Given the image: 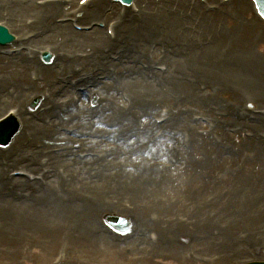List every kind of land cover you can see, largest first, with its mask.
Returning <instances> with one entry per match:
<instances>
[{"label": "bare ground", "instance_id": "obj_1", "mask_svg": "<svg viewBox=\"0 0 264 264\" xmlns=\"http://www.w3.org/2000/svg\"><path fill=\"white\" fill-rule=\"evenodd\" d=\"M37 1L39 0H0V26L6 27L10 35L14 37V47L3 51L0 49V111L4 107L11 108L7 112L6 109L2 111L0 114L3 115L0 116L3 117L9 111H13L14 117L22 121V129L13 146L0 151V194H10L4 193L3 186L7 183L14 187L31 186L24 180L9 178L10 168H16L18 165L24 171L31 173L37 172L46 175L41 173L46 171L49 176L52 175L53 179L47 180V176L45 177L43 184L45 188L38 187V197L34 196L36 201L32 202V199L30 204L22 199H17L18 202H12L6 206L0 200V209L6 210L11 215L9 218H2L12 219L13 223L18 222L6 232L3 229L2 235H8L6 238L11 241L8 243L18 244L22 247L39 242L43 245L42 254L44 256L56 243V239L62 238L65 240L83 238L89 244L110 247L112 241H109L108 237L103 236L94 227L96 221L102 215L118 213L128 217L131 223H134L131 230H134L135 225L149 224L142 209L138 210L134 205L125 202H133L132 196L136 197L135 194L139 193L142 196L138 194L137 197H143V204H146L144 210H156L158 213L159 222L157 225L159 228L151 227L160 231L161 238H158L160 240L158 245L163 242L162 236L166 238L168 229H170L169 234L172 237L166 238V240L183 237L184 234L193 232V236L194 234L199 235L198 240L195 238L193 242V237H190L188 244L193 243L180 247L184 250L183 252L180 250V253L185 264H189L192 260L200 264L228 262L226 257L230 256L229 254L225 255L226 249L219 244V238L205 236L206 228L211 227L209 225L211 217L206 221L202 218L203 214H200L197 217V223L191 229L188 228L191 217L185 218L182 223H176L178 225L176 228L178 231H176L173 224L167 221L166 214L170 207L171 209L175 208L179 202L182 206L188 200H181L184 197L178 195L175 197L177 202L170 203L167 208L158 209H156L157 203L152 201L156 184L179 187L178 181L173 182L172 177L176 173L186 172L182 166H177L171 171L160 168L159 159L161 155L165 156L168 151L174 148L173 142L169 141L167 136H165L167 138L165 143L149 142L146 145L148 149L144 156H138L133 160L132 157L136 153H142V150L136 148L132 153L130 148L143 142L142 130L153 128L150 120L145 121L138 137L130 144L126 139L129 135L130 137L134 135L131 129L134 118H136V123L138 117L143 116L145 110L148 112L147 114H150L160 104L170 108V115L174 112L183 113L185 118L186 113L183 110L185 107L212 111L208 118L216 121V129H223L222 127L227 122H232L237 127L246 126L254 131L256 136L253 140H257L256 142L244 140L240 141L239 145H242L243 150H251L253 147L257 151V159L249 167L251 172L264 171V143L257 138L260 134H264V119L258 117L254 121L249 120L244 123L234 117L235 112L240 111L241 107L233 108L231 112L220 108L224 107L225 109L226 105L237 107L238 103L264 102V78L262 76L264 74V58H254L250 49L251 47H258L260 50L264 48V27L258 24L255 26L253 21H251V25L250 22L247 23L244 6L248 5L239 2L235 9V20L224 21L230 13H204V9L196 0H161L159 5L154 0H147L146 4L139 0L141 12L138 16L130 15L133 17L130 20L131 24H126L121 20L119 34L116 35L120 38L116 43L109 44L100 30L94 29L89 33H78L70 28V23L56 24V19L68 17L65 14L68 13L67 11H72L74 1L66 4H50L49 2L44 3L43 6H39ZM104 3V0H94L89 2L85 9L77 10L81 15L80 21L100 13ZM235 4L236 2L232 8L235 7ZM167 5L170 6L166 8ZM93 6H95L94 11H89V8ZM221 24H226L230 30L220 31ZM146 42H149V45L158 43L163 46L165 49L164 60L170 66L187 68L189 64H192L190 57L191 60L194 59L197 64L195 67L196 78L201 80L205 77V85L215 86L211 88L216 94L219 92L224 98L228 97L229 99L225 103H221L218 99L214 102L209 101L208 104L205 103V107L209 108L210 105L213 107L203 109L202 100L205 95L190 90L192 89L191 85L195 86L196 84L182 83L181 78L173 74L170 69L166 74L156 71V66H163L162 57L154 55L151 61L140 63V61L146 60L142 56ZM116 45L126 49V54H123L118 62H113L110 61L109 56H106V53ZM16 48L21 49L18 54L8 53V50ZM179 49L189 51L190 57L174 60L173 57L179 53ZM156 52H159V48L156 49ZM41 54L53 58L52 67L41 65L38 62L37 57ZM157 61H161V63L155 64ZM183 61L184 64H182ZM95 68L99 69L96 73L103 72L104 75H109L108 83H98L93 88L84 89L85 94L75 93L73 89L64 88L55 79L57 74L75 76L78 70L89 69L92 72ZM109 68L113 69L112 74H109ZM31 71L38 78L34 84L28 82ZM210 72L216 78L213 79L208 75ZM175 73L179 74L176 71ZM89 74L92 73H87L84 76ZM101 75L103 74L101 73ZM227 80L233 81L236 88H230ZM113 81L115 85L112 83ZM84 85L86 84L84 83ZM81 87L83 86L77 88ZM217 87H221V89L217 90ZM225 87H229L228 90ZM117 90L119 92L116 93ZM45 94L47 98L43 97ZM145 95L151 96L150 104L145 101L147 98ZM123 98H127V104L121 101ZM38 99L40 101L43 99L42 103L45 106H42L44 111L39 112L38 117L34 119L28 114L26 107L30 101H32L30 104H33ZM89 99L96 103L94 110L87 108ZM178 101L180 102L179 106L172 105L177 104ZM64 110L68 114H65ZM222 112L227 114L225 118L221 116ZM47 118H51V120L48 119L49 122L46 124ZM126 122L128 123L126 124ZM105 125H110L111 128L108 130L104 127ZM61 130L68 131L72 136L64 134ZM193 134L197 141L195 132ZM212 135L214 139L199 138L213 152V155L217 156L219 153L228 151L224 147L225 137H228L225 132L214 131ZM116 137L120 141V146L116 144L115 150L99 158V155L106 149L102 146L104 139L108 138L113 142V138ZM98 138L100 140H97ZM39 139L42 140L41 149H37ZM50 142H52L51 146H55L61 151L55 154L48 153L46 144ZM61 142L65 148L63 145H57ZM168 142H171L172 146L170 143L167 144ZM73 145L79 146L78 151L71 148ZM127 147L129 150L126 149ZM87 153H90L88 154L90 156L94 154V157L86 158ZM127 154H131L130 157H127ZM41 155L44 156L43 158L49 159L48 166L43 169L38 162V157ZM230 160V164H234L236 158L231 156ZM123 161L127 162L126 164L130 162L131 170H126ZM62 191L67 196L63 195ZM204 192L210 191L205 187L199 192L200 196ZM111 195L113 197H110ZM200 196L195 194L187 196V198L192 204H196L199 202ZM211 197L213 198L208 199L211 206H217L216 196ZM237 203H240L246 210L248 203L252 207L262 203V207H264L262 185L256 194H251L244 181L240 187L239 200L233 198L231 202V204ZM123 205L133 213L126 212ZM250 213L247 210L246 214L250 215ZM253 215L262 216L257 212ZM262 217L264 218V214ZM224 222L230 226L224 235L228 239L226 248L231 250L232 244L235 243L236 246L239 243L234 240V229L243 228L250 222H254L253 225L256 227L261 222L263 223L261 228L264 229V220H245L241 225H237L229 212ZM248 231L253 234L257 233L256 230L249 229ZM143 242L145 240L136 239L127 245L138 249L136 247H139ZM46 245H49V248ZM192 245L193 247H191ZM192 250H195V253ZM197 251H200L201 254H197ZM210 254H217L219 259L214 260L211 255L209 262L204 261L203 257H208Z\"/></svg>", "mask_w": 264, "mask_h": 264}, {"label": "rangeland", "instance_id": "obj_2", "mask_svg": "<svg viewBox=\"0 0 264 264\" xmlns=\"http://www.w3.org/2000/svg\"><path fill=\"white\" fill-rule=\"evenodd\" d=\"M76 1L78 0H75L74 2ZM142 1L144 2L145 0ZM160 1L161 0H155L156 3L158 2L160 3ZM219 1L222 0H210V2L215 4ZM239 2L246 3L242 0H236L235 7L232 8L231 6L230 10L227 9V12L230 13V15H228L224 21L230 19L232 21L235 20V16H236L235 9L238 7ZM246 4L248 6H244V8L246 9L247 23L250 22L251 25L252 24L251 21H253L255 26H257L258 24L259 26L264 27V25L255 16V13L253 15L251 11L252 9L251 4L250 3L249 4L246 3ZM105 6H106V2L102 4L101 9ZM169 6L170 5H167L166 8H168ZM105 10L103 12H105ZM111 10L112 9H109V13L106 15L102 13L100 15L94 16L93 18H89L91 20L87 19L84 22L87 21L109 22L112 20L113 21L119 20L117 16L120 17V15H122V17H125L129 13L128 8L122 9L117 6L114 12L111 13ZM184 11H186V9H184ZM228 27L226 24H221L220 31L222 30L227 32L228 30H230V27L229 28ZM101 33L104 34L105 32L101 31ZM148 43L149 42H146V45L142 50L144 51L142 52L143 57L147 56V54L150 55L149 57H151L155 53L153 52V49H150L148 47ZM198 46L200 45L198 44ZM263 47H264V43H263ZM250 49H251V54L254 58H264V48L260 50L258 47H251ZM112 50H113L112 53L113 55L114 52L117 50V46L113 47ZM145 50L147 54L145 53ZM178 52L179 53L175 55L174 60H178L179 58L190 57L189 51L179 49ZM191 62L192 64H189L187 68H182L179 66H172V65L170 66L169 64L167 68L168 71L170 68V71L171 72L173 71V74L181 78V81L184 84L185 83L191 84L192 80L194 79V84L196 85L195 86L191 85L192 89L190 90L205 95L204 100H202L203 109L212 108L213 106L210 104H209L210 105L209 108H206L205 105L208 104L209 101L214 102L216 99H218V101H221V103L223 102L225 103L229 98L228 97L224 98L222 94H220L219 92H217L216 94L215 91H213V88H211L215 86H212L210 84L205 85L206 83L205 77L201 78V80H198L196 78L197 71L195 70L196 69L195 67H197V64H195L194 59L191 60L190 57V63ZM182 64H184V61L182 62ZM87 71L88 70H81V73H86ZM175 71L179 72V74H176ZM211 73L212 72H210L208 75H210L213 79L216 78V76ZM262 76L264 78V74H262ZM227 82L229 83L230 88L233 89L236 88V85L233 81L227 80ZM197 85L199 88L197 87ZM225 88L226 90H228L229 87H225ZM216 89L220 90L221 87L219 88L217 87ZM218 94H220V96H218ZM145 96L147 97L145 101L147 102V104L148 103L150 104V102L152 101L151 96L150 95H145ZM181 100H183V98ZM172 105L177 107L180 105V102L178 101L177 104L174 103ZM249 105H251V107H249ZM239 107H241V109L240 111L235 112L234 117L235 119L245 123L250 120L248 117L251 114L260 112L262 108L264 109V102L261 101L258 103H247V104L238 103L237 107H228V105H226L225 109L224 107H220V108L226 110L227 112H231L233 108H239ZM159 108L162 109L165 108L164 109L165 112L167 109V112L169 111L170 113V108L168 106L164 104H160L150 114H147L148 112L145 110V112L143 113L144 119H140V122L144 124L145 121H147L146 117H148V119L151 121V119L158 113L157 110ZM5 109L9 110V108L4 107L1 109L0 113L2 111H5ZM37 109H35L34 112L37 111ZM183 110L184 113H186V118L184 117L183 113L174 112L172 113V115L169 114L168 115L169 120H167L166 125L162 128V132L168 133V136L170 137V141L173 143L175 142L176 152L173 154L172 158L176 157V160H178L176 155L178 153L179 155L178 167L182 166L184 170H186V172L181 174L176 173L175 176L172 177L173 182L176 180L178 181L179 187L174 188L173 186H168L167 184H162V185L156 184L155 192L154 193L152 192L153 193L152 201L157 203L156 209L166 208V205L169 206L170 203H174L173 200H176L175 197L178 195H183V196L186 195L185 199L188 200L186 204L184 203L181 206V203L179 202L176 206L177 208L175 207L171 209L170 207L168 209L169 212L166 214L167 221L173 224L175 229L178 227V225L176 224L177 222L182 223V221L185 218H189V217H191V220L188 228L189 229L193 228L198 221L197 217L200 214H203L202 218L206 221L208 220L209 217H211V223L209 224L211 227L206 228L205 236L206 237L211 236L212 238H216V236H218L219 244L224 246V248L226 249L225 255L226 256H228V254L231 255L230 258L226 257L228 262L222 264H238L250 260L264 261V229L261 228L263 226V223L259 222L258 226L256 227V225H253L254 222H250L244 225L243 228L234 229L233 230L234 240L239 241V243L236 246L235 243L232 244L231 245L232 250H231L226 248L228 247V239L225 236L230 226L229 224L224 222L226 220L228 212L230 216L235 219V223L237 225H241L245 220H250V221L264 220V218L262 217L264 214L262 213V211L264 210V207H262L263 205L262 203L257 204L255 207H252V205L248 203L247 210L251 212L250 215L246 214L247 210L243 209L240 203L231 204L233 198L239 200L240 187L244 183V181L247 183V186L249 188V193L251 194H256L258 188H260L261 185H262V190H264V177H263L264 171L258 173H252L249 168L250 164H252L254 160L257 159V151L253 147H251V150H243L242 145H239L240 141L242 142L244 140L247 141L252 140L256 142L257 140L250 139L252 133L254 134V137L256 136V134L252 129L246 126L237 127L236 124L232 122H227L224 125V127H222L223 129H216L217 127L216 121L212 120L211 118H208L209 115H211L212 111H204L198 108L189 109L186 107ZM221 116L225 118L227 114L222 112ZM259 117L261 119H264V115ZM200 120H203L204 122ZM127 123L128 122H126V124ZM158 130L159 128L156 130L153 129L150 131V133L149 132L147 133L149 135H152L151 134L152 131L155 134ZM214 131L225 132V134L228 137H225L224 143L227 146V150L230 152H226L225 154L219 153L215 157L213 155V152L210 149H208V147L203 143V141L201 140L202 137H210L214 139V136L212 135ZM144 132H142V134ZM175 132L178 133V135L176 136L178 140L173 137V134ZM194 132L195 135L197 136V141L196 138L194 137L193 134ZM147 133H145V135L142 138L143 142L147 137ZM198 136L201 138H199ZM257 138H259L264 143V134H260V136H257ZM167 144H169V142ZM169 153L171 152L168 151L166 155H168ZM166 155L159 159L161 163L160 168H164L163 165L166 163L167 160H169V158H165ZM231 156L234 157L237 156L236 160L238 161L235 160L234 164H230ZM222 164H227L228 166H230V169L227 168H226L227 170L224 169L222 167ZM242 164L244 165L243 167L240 166ZM222 176H224V179H221ZM205 187H207L210 192H204L200 196L199 192ZM180 190L181 192L183 191V193H181ZM138 194L137 193L135 194L136 197L132 196L134 198L133 202L125 201L126 203H130L131 205H134L138 210L142 209L143 213H145L144 214L145 218L147 217V220L149 222V224L146 223L143 226L135 225L134 227L135 231L138 230L135 234H138V236L140 234V236L142 237L141 240H145V242H143L139 247H136L138 249H134L129 245L127 246L119 243L118 241H120V237H119L120 235L114 233L115 235H113V237H115V240L117 241L114 244L111 243L110 247H104L98 244L96 245L89 244L88 241H85L83 238H76L77 240L75 239L65 240L63 238L56 239V243H54L51 246L50 251L46 253V255L44 256L42 254L43 245L39 242L31 243L28 247L26 246L22 247L21 245L18 244L17 245L10 244L11 241L6 238L8 235L7 236L2 235L3 229L6 232L10 230L12 227H14L15 224H18V222L13 223L12 219H3L2 217L9 218L11 217V215L8 214L6 210L0 209V264H185L184 261L181 259L180 250L182 249H180V247L181 245L184 246L191 245L195 241V238L196 240H198L199 235L194 234L193 236V232H190L184 234L183 237H177L176 239L168 240L170 237H172V235L169 234V232L171 231L170 229H168L166 231L167 233L165 236L168 239L166 240V238L162 236L163 242L159 243L158 245V241H160L158 240V238H161L159 236L160 231L159 229L151 228L153 226L158 227L157 222H159V219L158 216H156V210L153 211L147 209L145 211L144 207L146 206V204H143L144 202L143 197L142 198L137 197ZM195 194H197V196H200V198L198 199L200 203L199 202L196 203L199 205L198 207L196 204L194 203L192 204L190 199L187 198V196H192ZM211 196H216L217 206H211V203L207 202L208 198H213ZM110 197H113V195H111ZM0 200L3 203V205L9 206L12 202L15 201V198L0 195ZM123 208L125 209L126 212L130 214L133 213V212H129L124 207V205ZM199 208H201L202 210L200 211ZM256 212L262 216L253 215ZM108 215L121 216L127 218L126 216H122L121 214L118 213L108 214ZM103 224L105 223H104V217L102 215L96 221V225L94 227L100 232L101 231L100 226ZM103 227L106 230H108L105 232L104 235L107 237L109 235V231L111 230L105 227L104 225ZM249 229L256 230L257 233L256 234L250 233V231H248ZM176 231L178 230L176 229ZM129 233H131V231ZM152 235L155 236L154 240L155 241L157 240L156 241L157 244L149 242V238ZM190 237H193V242L191 244H188L189 243L188 238ZM223 238L224 241L221 243V240ZM108 239L109 241H111L109 237ZM136 239L137 238H134L133 240ZM46 247L49 248V245H46ZM191 247H193V245ZM175 249L177 250L174 251ZM253 249L260 251V253L256 255H251V251ZM183 251L184 250H182V252ZM192 251L193 253H195V250ZM197 254H201V252L197 251ZM211 255L213 254H210V256ZM189 264H200V263H197V261L192 260ZM217 264H221V263H217Z\"/></svg>", "mask_w": 264, "mask_h": 264}, {"label": "snow or ice", "instance_id": "obj_3", "mask_svg": "<svg viewBox=\"0 0 264 264\" xmlns=\"http://www.w3.org/2000/svg\"><path fill=\"white\" fill-rule=\"evenodd\" d=\"M249 107H251V105H249Z\"/></svg>", "mask_w": 264, "mask_h": 264}]
</instances>
